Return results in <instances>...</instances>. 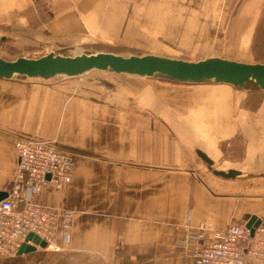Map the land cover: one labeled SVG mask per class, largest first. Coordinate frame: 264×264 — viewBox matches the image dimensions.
<instances>
[{
    "label": "crops",
    "instance_id": "crops-1",
    "mask_svg": "<svg viewBox=\"0 0 264 264\" xmlns=\"http://www.w3.org/2000/svg\"><path fill=\"white\" fill-rule=\"evenodd\" d=\"M94 26L126 36L139 27L138 41L162 55L264 62V0H0V27L48 51ZM66 77L45 89L39 113L42 89L0 77V191L12 185L18 135L77 153L62 187L25 189L34 203L73 210L58 247L0 264H196L183 238L200 223L264 224L259 87L99 69Z\"/></svg>",
    "mask_w": 264,
    "mask_h": 264
},
{
    "label": "built area",
    "instance_id": "built-area-1",
    "mask_svg": "<svg viewBox=\"0 0 264 264\" xmlns=\"http://www.w3.org/2000/svg\"><path fill=\"white\" fill-rule=\"evenodd\" d=\"M17 167L7 195L0 199V258L15 255L24 244L34 245L29 234L57 248L60 228L69 227L73 210L46 207L32 202L25 189L40 192L46 185L56 188L69 182L75 155L56 147L49 139L17 136L14 140ZM183 241L196 264H264V224L251 232L243 222H230L223 229L200 223ZM39 246V245H38Z\"/></svg>",
    "mask_w": 264,
    "mask_h": 264
},
{
    "label": "water",
    "instance_id": "water-1",
    "mask_svg": "<svg viewBox=\"0 0 264 264\" xmlns=\"http://www.w3.org/2000/svg\"><path fill=\"white\" fill-rule=\"evenodd\" d=\"M91 69L146 76L160 75L183 82L212 79L239 87L255 83L260 89H264V62H248L228 57L208 56L191 60L156 53L124 55L104 50L73 55L48 51L37 57L19 55L12 59L0 56L1 78L26 75L47 79L58 74L78 75ZM200 155L211 162L204 153L200 152ZM215 172L231 176L236 170L215 169ZM6 195V191H0V199ZM259 222L252 216L246 225L252 232ZM29 237H32L35 244H24L17 253L34 250L38 245L41 247L46 245V241L41 240L36 234H29Z\"/></svg>",
    "mask_w": 264,
    "mask_h": 264
},
{
    "label": "rangeland",
    "instance_id": "rangeland-1",
    "mask_svg": "<svg viewBox=\"0 0 264 264\" xmlns=\"http://www.w3.org/2000/svg\"><path fill=\"white\" fill-rule=\"evenodd\" d=\"M140 32L141 31L139 27H133V31L132 33H130L132 35L126 36L124 26H94L90 27L88 30L83 28L80 34H78L79 38L77 41L64 42V40L62 39L60 42L54 43L52 46H50L51 49L49 48V51L70 55L78 54L81 52H95L99 50L113 51L124 55L155 53L154 51L143 46V43L138 41L141 38ZM142 35L143 37L146 36L145 33H142ZM46 52H48V48L46 49L45 47H39L37 45H34L31 41L27 40L26 38L19 37L18 35L12 33L8 29V27H0V56H3L8 59L15 58L19 55L37 57ZM181 58L191 60L200 59L187 57ZM15 77L19 79L18 81H22L28 83V85H32L30 87H37V89H42V91L37 90L36 92V103L38 105V113L43 112V106L40 104L42 103L41 100L43 98V93L45 89L52 88L55 84L57 85L61 81H67L68 79V77H66V75L64 74H58L47 79L40 77H28L23 75H16ZM79 77L81 76H76V78ZM209 81L214 80L210 79ZM251 86L256 87L253 85V83L245 85V87ZM261 91L263 93L264 89H261ZM28 92L31 93V90L29 89ZM66 149H69L76 157V151L70 148Z\"/></svg>",
    "mask_w": 264,
    "mask_h": 264
},
{
    "label": "trees",
    "instance_id": "trees-1",
    "mask_svg": "<svg viewBox=\"0 0 264 264\" xmlns=\"http://www.w3.org/2000/svg\"><path fill=\"white\" fill-rule=\"evenodd\" d=\"M23 76H26V75H23ZM250 84H251V83H250ZM253 85L256 86V87L258 88V86H257L255 83H253Z\"/></svg>",
    "mask_w": 264,
    "mask_h": 264
}]
</instances>
